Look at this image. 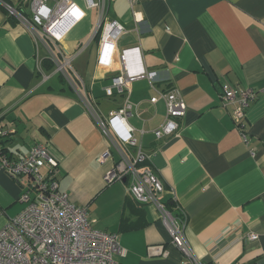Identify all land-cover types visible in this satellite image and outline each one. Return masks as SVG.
I'll return each instance as SVG.
<instances>
[{
    "label": "crops",
    "instance_id": "0c3cea01",
    "mask_svg": "<svg viewBox=\"0 0 264 264\" xmlns=\"http://www.w3.org/2000/svg\"><path fill=\"white\" fill-rule=\"evenodd\" d=\"M5 1L18 8L21 0ZM71 1L85 16L59 46L83 83L78 90L55 71L39 72L44 56H36L32 35L0 6V120L15 131L2 140L5 153L20 160L34 145H45L58 163L60 191L87 209L95 230L118 235L126 252L115 258L118 264H192L153 204L137 203L125 182L104 181L119 158L113 152L101 162L109 142L92 113L105 120L128 100L133 136L149 157L144 168L164 185L161 202L176 220H186L183 232L196 260L264 264V0H135L133 6L101 0L104 14L127 30L118 54L141 49L144 69L158 73L155 89H176L187 106L176 135L161 140L154 134L165 123V102L151 104L156 92L146 77L133 80L123 95H106L121 65L98 63L100 9ZM21 10L31 15L30 6ZM225 83L260 92L241 130L233 107L220 98ZM22 188L0 172V231L23 211ZM251 234L257 240L248 241ZM154 247L167 256L151 254Z\"/></svg>",
    "mask_w": 264,
    "mask_h": 264
},
{
    "label": "built area",
    "instance_id": "2783aa9c",
    "mask_svg": "<svg viewBox=\"0 0 264 264\" xmlns=\"http://www.w3.org/2000/svg\"><path fill=\"white\" fill-rule=\"evenodd\" d=\"M50 0H24L30 5L31 15L26 17L22 11L0 0V6L9 16L15 17L27 29L35 42L36 56L40 53L39 72L43 74V62L49 60L55 66V74L62 75L74 89L83 86L79 76L71 73V60L65 58L59 44L72 26L79 23L85 12L71 0H60L50 6ZM88 9H100V21L97 28L99 37V65L112 68L119 62L121 70L106 89L111 97L115 92L125 94L130 83L146 77L156 95L151 104L165 102L167 115L165 123L155 132L158 140L176 135L180 121L187 112V106L176 89L167 92L155 89L158 73L147 72L143 67L141 49L129 48L118 54V40L126 35V28L118 21L109 19L105 14L101 0H84ZM135 0H131L133 6ZM138 20V19H137ZM44 79H47L43 75ZM257 90L250 87L220 86V98L229 107H233L232 119L240 128L246 120L249 105L257 99ZM93 108L90 107V110ZM132 106L127 100L125 106L102 119L92 113L103 137L109 142L108 150L101 156V162L111 159L113 152L119 158L115 167L104 177L106 185L125 182L127 191L141 205L153 204L176 246L192 264H200L187 244L184 234L186 220L178 221L163 202L161 195L165 187L150 169L140 168L149 157L142 151L133 134L135 129L128 118ZM129 123V124H128ZM9 124L0 120V172L8 175L23 188L21 201L25 207L18 216L10 220L0 231V264H118L115 258L125 257L120 247L118 235L95 230L86 212V208L73 204L69 196L60 191L56 180L58 163L47 151L45 145H34L29 153L20 160H13L3 149L2 140H7L15 131ZM245 138V136H244ZM246 139V138H245ZM134 149H137L135 152ZM46 169V174L43 170ZM256 235L247 236L248 241L257 240ZM151 254L167 256L162 248H150Z\"/></svg>",
    "mask_w": 264,
    "mask_h": 264
},
{
    "label": "trees",
    "instance_id": "16d2710c",
    "mask_svg": "<svg viewBox=\"0 0 264 264\" xmlns=\"http://www.w3.org/2000/svg\"><path fill=\"white\" fill-rule=\"evenodd\" d=\"M5 1V0H4ZM6 2V1H5ZM23 2H24V0H21L20 1V3L18 4L19 6H18V11H22L21 10V7L23 6L22 4H23ZM6 3H8V2H6ZM8 5H10L9 3H8ZM12 6V5H11ZM23 12V11H22ZM8 17H10L11 19H13L14 17H12V16H8ZM97 39H99V37L97 38ZM43 69L46 71V72H51V71H54V68H55V66L53 65V62H51V61H49V60H45L44 62H43ZM57 77H59L62 81H64V82H66V80L64 79V77H62V75H58ZM3 143V142H2ZM2 151H4V152H7V150L5 149V147H4V143H3V149H2ZM147 163L148 162H146V163H144V164H142V165H140V167H145L146 165H147ZM174 202V201H173ZM174 204V203H173ZM166 206H167V208L169 209V210H171L172 211V209L173 208H171V206H169V204H166ZM183 219V218H182Z\"/></svg>",
    "mask_w": 264,
    "mask_h": 264
},
{
    "label": "rangeland",
    "instance_id": "374dc122",
    "mask_svg": "<svg viewBox=\"0 0 264 264\" xmlns=\"http://www.w3.org/2000/svg\"><path fill=\"white\" fill-rule=\"evenodd\" d=\"M28 1L31 2L32 0H28ZM14 6H16V5H14ZM29 6H30V5H29ZM29 6H28V8H29ZM14 8H15V7H14ZM27 10H29V9H27ZM131 121H134V118H132Z\"/></svg>",
    "mask_w": 264,
    "mask_h": 264
}]
</instances>
